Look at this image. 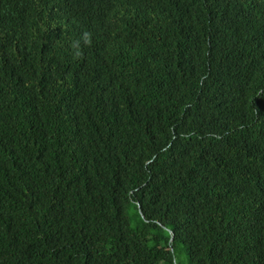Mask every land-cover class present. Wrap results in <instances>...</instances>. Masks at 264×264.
I'll list each match as a JSON object with an SVG mask.
<instances>
[{
  "label": "trees",
  "instance_id": "1",
  "mask_svg": "<svg viewBox=\"0 0 264 264\" xmlns=\"http://www.w3.org/2000/svg\"><path fill=\"white\" fill-rule=\"evenodd\" d=\"M0 264H264V0H0Z\"/></svg>",
  "mask_w": 264,
  "mask_h": 264
}]
</instances>
